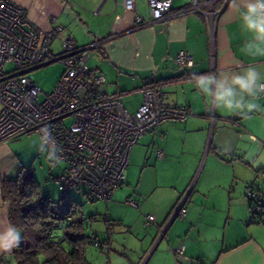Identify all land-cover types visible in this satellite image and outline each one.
<instances>
[{
  "label": "crops",
  "instance_id": "crops-1",
  "mask_svg": "<svg viewBox=\"0 0 264 264\" xmlns=\"http://www.w3.org/2000/svg\"><path fill=\"white\" fill-rule=\"evenodd\" d=\"M10 1L25 8L37 29L59 24L76 46L93 44L85 50L87 64L105 76L108 91L121 93L122 101L130 96L129 110L142 101L140 92L131 91L156 82L167 102L193 111L184 122L153 126L132 146L124 183L109 199L115 212L102 216L110 232L101 245L107 249L103 264H179L172 250L181 244L185 264H264V216L254 219L246 198L248 186L264 190V95L255 100L258 110L241 116L213 107L193 83L198 74L264 65V55L249 54L245 47L251 36L243 31L233 0L212 29L198 12L139 26L135 16L147 17L146 0H135V10L116 5L119 0ZM191 1L172 0L171 11ZM181 49L192 56L190 67L176 64ZM12 140L0 142L3 221L10 205L2 199L1 181L21 171ZM185 194V215L154 244Z\"/></svg>",
  "mask_w": 264,
  "mask_h": 264
},
{
  "label": "built area",
  "instance_id": "built-area-1",
  "mask_svg": "<svg viewBox=\"0 0 264 264\" xmlns=\"http://www.w3.org/2000/svg\"><path fill=\"white\" fill-rule=\"evenodd\" d=\"M216 1L220 2L218 8L214 7ZM228 1L192 0L178 11H171L172 0H146L147 17L137 14L135 24L142 26L178 13L198 12L212 29ZM116 5L135 10V0H119ZM63 30L59 24L46 31L37 29L24 7L0 0V142L27 133L39 134L47 126L62 147L61 160L67 165L54 178L63 200H68L73 187L83 184L90 199L106 202L123 185L130 150L144 132L163 122H184L193 111L167 102L156 82L131 91L140 92L142 101L134 111L128 110L122 94L103 90L105 76L87 64L85 50L94 45L78 47L62 35ZM54 42H58L57 50ZM51 62L61 63L63 70L54 87L44 91L35 83L31 71ZM175 62L180 67H190L193 58L181 49ZM246 198L252 216H264V190L249 186ZM185 200L186 194L160 235L172 219L185 215ZM127 202L136 205L131 200ZM147 219L153 220V215ZM93 243L98 245L96 240ZM172 252L179 264H185L182 244Z\"/></svg>",
  "mask_w": 264,
  "mask_h": 264
},
{
  "label": "trees",
  "instance_id": "trees-1",
  "mask_svg": "<svg viewBox=\"0 0 264 264\" xmlns=\"http://www.w3.org/2000/svg\"><path fill=\"white\" fill-rule=\"evenodd\" d=\"M1 194L10 205L8 220L22 230L23 240L11 253L16 264H89L87 247L98 242L97 235L91 238L87 233L83 215L70 216L76 206L70 198L54 202L42 193L31 173L21 171L16 177L3 178ZM95 218V214L89 216ZM104 219L109 227L110 221ZM58 228L62 234H55Z\"/></svg>",
  "mask_w": 264,
  "mask_h": 264
},
{
  "label": "clouds",
  "instance_id": "clouds-1",
  "mask_svg": "<svg viewBox=\"0 0 264 264\" xmlns=\"http://www.w3.org/2000/svg\"><path fill=\"white\" fill-rule=\"evenodd\" d=\"M234 6L241 10V27L251 38L245 47L249 54L264 55V0H240ZM194 86L209 99L213 107L246 116L259 109L255 100L264 95V65H249L240 71L198 74ZM34 147L46 153L52 165L57 164L63 149L47 126L39 130ZM23 240L22 230L10 220H0V253L10 254Z\"/></svg>",
  "mask_w": 264,
  "mask_h": 264
},
{
  "label": "rangeland",
  "instance_id": "rangeland-1",
  "mask_svg": "<svg viewBox=\"0 0 264 264\" xmlns=\"http://www.w3.org/2000/svg\"><path fill=\"white\" fill-rule=\"evenodd\" d=\"M55 50L58 49V42L53 43ZM63 65L59 62H51L46 65L35 68L31 71V75L35 83L41 87L44 91L51 90L56 81L58 80ZM107 84H102L101 88L108 91ZM108 89V90H107ZM110 92V91H108ZM130 96L123 98V103L130 109ZM38 138V134L35 132L27 133L12 140L13 149L20 155L21 164L19 169L23 174L27 172L31 173L37 180L40 189L44 195L49 196L51 200L58 203L63 198V193L58 189L57 181L55 177L59 176L66 169V162L60 160L57 164L52 165L47 158L46 153H40L34 147V143ZM86 185H80L73 187L69 193V198L76 206L71 210L70 216L78 218L83 215L86 231L90 234L91 238L97 235L98 242L104 247V242L107 238V232L105 225L103 224L102 216L104 213H110L111 199L107 202L102 200H92L88 197ZM115 212L114 207L111 209ZM95 214L96 218L90 220L89 216ZM55 234H62V230L58 228ZM100 246L90 244L87 247V260L89 264H103L104 254L107 253V249H102ZM102 249V250H101ZM0 264H16L10 254H4L0 258Z\"/></svg>",
  "mask_w": 264,
  "mask_h": 264
},
{
  "label": "water",
  "instance_id": "water-1",
  "mask_svg": "<svg viewBox=\"0 0 264 264\" xmlns=\"http://www.w3.org/2000/svg\"><path fill=\"white\" fill-rule=\"evenodd\" d=\"M188 193H189V192H188ZM188 193H187V194H188ZM187 194H186V198H187ZM173 220H175V219H172V220L170 221V223H171ZM170 223L168 224V226L170 225ZM168 226H167V227H168ZM167 227H165V229H164V233H163L162 235L159 234V232H160V230H161V229H159L158 234L154 237V242H155L154 244H157L158 242H160V240H162L163 238H166V237H165V233H166Z\"/></svg>",
  "mask_w": 264,
  "mask_h": 264
}]
</instances>
